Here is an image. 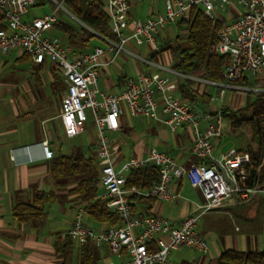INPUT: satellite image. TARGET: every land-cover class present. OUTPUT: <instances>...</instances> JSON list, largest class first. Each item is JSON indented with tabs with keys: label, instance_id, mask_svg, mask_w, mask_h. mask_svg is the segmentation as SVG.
I'll use <instances>...</instances> for the list:
<instances>
[{
	"label": "crops",
	"instance_id": "1",
	"mask_svg": "<svg viewBox=\"0 0 264 264\" xmlns=\"http://www.w3.org/2000/svg\"><path fill=\"white\" fill-rule=\"evenodd\" d=\"M63 1L67 3V0ZM36 4L35 2L34 5ZM163 5L164 0H134L126 20L130 23L132 19L154 17L163 12ZM64 11L70 14L67 10L64 9ZM240 12L241 5L238 1H233L223 9L214 8L212 14L213 19L224 24L235 19ZM29 13L30 9L26 18L40 17L28 16ZM180 21L168 24L159 30L156 37L158 50L154 51L147 45L144 47L146 58L136 55L131 50L132 46L127 44L118 52L112 63H107L112 55L106 53L102 57L103 65L98 78V87L108 93H118L123 89L127 77L147 73L140 72L135 63L127 64V56L136 57L142 65L152 66V72L168 78L169 90L173 95L191 103L200 113L210 112L209 119L199 122L200 130H204L209 123L214 122L218 112L221 113L223 109H240L259 93L251 91V95L248 93L244 95V91L240 89L241 92L243 91L242 96L246 98L243 102L242 96L233 98L232 91L237 89L231 87L234 84L225 86L223 82L206 79L201 73L187 76L175 71L173 64L168 68L158 64L155 60L158 53H170L167 46L174 45L176 41L180 43L185 41L187 31L184 29V24H179ZM79 22L81 27L95 35L94 38L98 42H103V45L99 46L106 47V42L99 38L97 33L80 20ZM59 23L73 27L57 18L48 33ZM59 31L65 34L60 29ZM128 31L129 28L126 29V32ZM92 40L85 46H77L69 44L67 38V44L62 45L70 47L74 53H79L98 46L93 44ZM10 56L14 58L13 61L10 59L4 64L0 60V264H62V259L55 252V243L66 238L75 212L82 205L68 192L69 185L62 186L54 181L50 172L51 159L57 155L70 154L75 149L85 154L92 151L96 159L98 177L105 160L98 159L95 155L94 125H92L93 133L90 135L88 132L86 141L73 142L66 146L65 153L61 152L62 134L67 139H73L85 132L83 126L82 131L72 138L66 137L63 133L59 108L65 93V84L61 71L49 61L33 62L18 49H15ZM26 62H31L35 68L30 75L10 70L11 67ZM167 73H173L174 77L168 76ZM245 79L248 84L242 87L264 89V73L258 78ZM62 84L64 88H61ZM228 90L230 92L227 94ZM211 97L215 99L211 100ZM56 98L59 99L57 109L55 108ZM122 108L118 118V130L106 133L111 148L118 155L117 167L130 156L145 157L151 148L167 152L184 167L198 160L191 153L192 134L188 127L181 126L171 131L159 120L131 116L123 106ZM89 112L92 117L91 111ZM125 117L145 120V130L142 131L144 133L135 132L134 124H127ZM221 127L223 134L212 138L213 163L232 148L237 151L247 148V146L238 145L234 137L237 131L244 130L250 137L247 128H240L233 132L227 120L222 119ZM45 140L47 147L53 152L51 158L44 156L41 142ZM249 145L253 147L254 142L250 140ZM128 148L130 152L129 156H126ZM173 189L178 194L174 201H160L138 196L131 199L133 213L156 215L167 219L173 226H177L188 214L198 215L196 231L208 241V254L202 255L195 249L179 247L169 255L168 264H214L218 255L225 249L241 251L264 249V187L250 192L247 198L232 196L219 207L205 213H201L203 197L200 190L191 187L187 179L181 178L174 182ZM100 191L98 183V193ZM40 193H51L53 197L41 205V212H38L37 216L20 220L14 215L16 209L19 210L22 205L31 204L34 197ZM229 221L233 232L230 231ZM84 222L94 230L111 226L108 223L92 221L86 213ZM73 243L72 264H83L79 255V246ZM95 257L96 264H121L126 259L125 254L112 252L106 244L96 247Z\"/></svg>",
	"mask_w": 264,
	"mask_h": 264
},
{
	"label": "built area",
	"instance_id": "2",
	"mask_svg": "<svg viewBox=\"0 0 264 264\" xmlns=\"http://www.w3.org/2000/svg\"><path fill=\"white\" fill-rule=\"evenodd\" d=\"M133 1L104 0L111 37L99 34L98 37L106 42V47L95 46L88 51L74 53L70 47L47 35L57 21L54 13L31 19L25 17L36 0H0V52L18 49L33 62L49 61L61 71L65 93L60 102L59 118L66 137L72 138L82 131L86 121L85 110L92 113L96 157L105 160L99 171L101 191L97 199L117 216L118 221L94 230L84 222L85 211L80 206L67 231L69 238L78 246L87 242L96 247L106 244L112 252L125 254L126 259L121 264H168L170 252L179 247L208 254V241L196 231L198 215L188 214L177 226H173L167 219L156 215L133 213L131 199L138 196L174 201L178 194L173 189V183L181 178L200 190L203 197L201 213L219 207L232 196L247 198L250 192L259 190L246 184L245 166L250 161L249 155L232 148L213 163L212 138L223 134L220 113L216 114L214 122L200 130L199 122L209 119L210 112L200 113L191 103L173 95L168 78L157 72L127 77L118 93L101 90L98 78L103 65L102 57L110 53L112 56L107 63H112L129 41L136 45H148L157 51L159 30L187 19L192 7H201L213 19L214 8L223 9L238 1L241 12L222 25L211 52L229 57L223 68L224 85L234 84L232 88L249 93L252 90L236 83L247 77L258 78L264 73V0H164L163 12L154 17L132 19L128 23L126 16ZM254 92L264 91L256 89ZM214 99L211 97V100ZM122 106L129 115L159 120L171 131L181 126L188 127L192 134L191 153L198 160L184 167L167 152L151 148L145 157L130 156L117 167L118 155L111 148L106 133L118 130ZM41 144L44 156L51 158L53 152L47 147V141ZM149 165L159 171L157 183L145 189L127 184L130 171Z\"/></svg>",
	"mask_w": 264,
	"mask_h": 264
},
{
	"label": "trees",
	"instance_id": "3",
	"mask_svg": "<svg viewBox=\"0 0 264 264\" xmlns=\"http://www.w3.org/2000/svg\"><path fill=\"white\" fill-rule=\"evenodd\" d=\"M67 5L74 16L92 31L107 38L111 37L109 18L102 0H67ZM179 24H184L187 37L183 43L176 41L174 45L167 46L174 58L173 69L187 76L201 73L208 80L223 82V68L229 62V57L211 52L223 23L208 17L201 7L194 6L189 10L187 19L181 20ZM57 28L67 35L71 45L85 46L95 37L84 27L77 30L59 23ZM236 84L245 86L248 81L244 78ZM61 88H64V84ZM220 116L230 122L233 132L240 128L248 129L254 146L248 144L246 149L239 150L249 155L250 161L245 166L246 184L254 189L264 187V92L248 100L240 109H223ZM50 172L56 183L70 186L68 192L84 207L85 213L92 221L110 225L117 223V216L97 199L99 177L92 151L85 154L75 149L70 154L57 155L51 159ZM158 181L159 171L153 165L132 170L127 175V184L135 185L139 189L148 188ZM52 197L51 193L37 194L31 204L22 205L19 210L14 211V215L20 220L32 219L41 212V205L50 201ZM55 252L62 259V264H72L74 243L68 235L63 241L55 243ZM95 252L96 246L92 242L79 246L83 264H96ZM214 264H264V249L248 251L225 249L218 255Z\"/></svg>",
	"mask_w": 264,
	"mask_h": 264
},
{
	"label": "rangeland",
	"instance_id": "4",
	"mask_svg": "<svg viewBox=\"0 0 264 264\" xmlns=\"http://www.w3.org/2000/svg\"><path fill=\"white\" fill-rule=\"evenodd\" d=\"M36 5L32 6L30 8V13L28 14V16H42V14H47V13H54L56 18L60 19V21H64L69 23L70 25H72L74 28H76L77 30L81 28V23L79 22V20L77 18H75L74 14L72 13L71 9L69 8V6L67 5L66 2H64L63 0H36ZM60 4V5H59ZM67 10L70 14H67L65 11ZM47 35L55 37L58 42L60 44H67V37L65 34H62L59 29L57 27H55L53 30L50 31V33H47ZM101 42V41H100ZM98 42L97 39H93L92 43L93 44H97L99 45H103V42ZM127 45H131V50L132 52H134L136 55H140L141 57H145V51H144V47H146L147 45L143 44V45H136L133 41H129L127 43ZM14 52V50L9 51L8 53H1L0 52V60L5 64L6 62H9L10 59H14L12 58L10 55H12V53ZM146 58V57H145ZM156 62L160 65H163L165 67H170L173 63H174V58L170 56V53L164 52V53H158L157 58L155 59ZM13 61V60H12ZM126 62L127 64L129 63H135L136 65H138V69L140 70V72H147V73H152L151 67L150 65H142V62H140L136 57H126ZM18 65V64H17ZM13 66L10 68L11 71H15L18 72L20 74H24V75H30L31 71L33 72L35 70L34 66L31 64V62H26L23 64H19L18 66ZM168 76L170 77H174L173 73H167ZM250 89V91H256V88H252V87H248ZM261 91H264V89H260ZM230 92V90L227 91V94ZM243 91L241 92L240 89H235L232 91V96L233 98L235 97H239L242 96ZM255 93V92H254ZM244 95H246V93H243ZM249 95H251V92L248 93ZM243 102H245L246 98L244 96H242ZM59 104V99L56 98L55 99V108L57 109V106ZM51 107V106H50ZM85 114L87 117L86 122L84 123V128H85V132H83L80 136L75 137L73 139H67L63 136H61V143L63 144V147L61 149L62 153H65V148L66 146L70 145L73 142L76 143H82L84 141H86L87 138V134L89 132V134L91 135L93 133V121H92V117L90 115L89 110H85ZM126 118V123L131 125L134 124V131L139 133V134H143L144 132H142L144 129V125H145V120H140L139 118L133 119V118ZM87 129L89 131H87ZM229 137V136H227ZM235 139L238 141V145L239 146H248L249 141H250V137H248L247 132H245L244 130L242 131H237L234 134ZM129 148L127 149V155L129 156ZM229 228L230 231L233 232V227L231 226V223L229 221ZM224 248V247H223ZM188 249H193V248H188ZM176 249H173L170 254H172ZM192 251V250H191Z\"/></svg>",
	"mask_w": 264,
	"mask_h": 264
},
{
	"label": "water",
	"instance_id": "5",
	"mask_svg": "<svg viewBox=\"0 0 264 264\" xmlns=\"http://www.w3.org/2000/svg\"><path fill=\"white\" fill-rule=\"evenodd\" d=\"M219 169L222 171V173H223L225 179L227 180V178H226L225 173L223 172V170H222L221 168H219ZM227 181H228V180H227Z\"/></svg>",
	"mask_w": 264,
	"mask_h": 264
}]
</instances>
